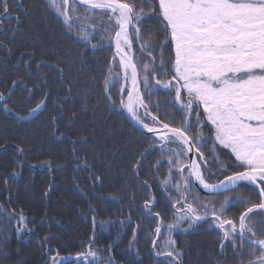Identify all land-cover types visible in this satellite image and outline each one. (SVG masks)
Wrapping results in <instances>:
<instances>
[{"label": "trees", "instance_id": "16d2710c", "mask_svg": "<svg viewBox=\"0 0 264 264\" xmlns=\"http://www.w3.org/2000/svg\"><path fill=\"white\" fill-rule=\"evenodd\" d=\"M20 3L22 10L15 7L12 10L13 17L19 15V21L5 18L0 28V91L7 93L13 81L23 80L35 95L29 98L24 85H18L9 106L26 116L45 95L47 106L38 118L28 120L6 119L0 114V205L7 211L22 213L31 229L17 232L20 225L16 220L0 216V264H51L50 257L57 253L56 264H96L110 254L114 264H174L172 258L163 254L162 244L166 238L164 225L174 222L175 209L169 196L174 199L175 190L167 194L159 184L167 165L153 173L152 166L159 160L157 152L142 161L144 170L140 179L147 181L150 190L132 172L131 165L149 141L130 122L119 103L121 94L117 89L124 87V82L112 45L115 30L112 40H104L103 48L94 50L87 41L78 38L77 31H68L49 0H20ZM152 3L155 6L157 0ZM137 7L149 11L147 4L138 3ZM159 19L156 13H151L147 23L141 24L142 40L158 46L152 53L157 63L159 45L165 39ZM144 29L155 38L150 39ZM140 43L133 40L132 47L138 71L141 62H147L140 52ZM162 50L166 60L174 55L167 45ZM21 57L30 62V67ZM109 67L122 78L115 88L109 85L112 100L117 101L115 106L104 98V78ZM34 85L42 87L43 92L36 91ZM124 92H128L127 87ZM141 92H144L142 83ZM144 99L153 114L160 115L170 126H180L181 117L167 103L171 96L161 90L150 99L145 93ZM153 102L159 104L160 111ZM211 127L205 124L206 136L211 135ZM84 140L86 144L82 143ZM74 141H80L76 144L82 158L79 167L72 151ZM17 147L24 149L23 159L17 154ZM203 151L211 171L216 173L209 179L216 182L222 173L217 171L207 150ZM85 159L98 180H93L83 167ZM220 159L231 164L234 157L223 149ZM234 170L231 168L229 172ZM193 191L202 199L208 196L200 194L196 187ZM239 191L253 202L258 199L254 188ZM152 196L156 202L153 215L148 216L143 205ZM243 207L233 206L226 215L234 218ZM155 212L160 213L159 218ZM254 217L258 223L264 220L258 214ZM158 224L162 231L153 249L154 228ZM260 224L264 227V222ZM172 238L182 253L180 264H240V257L230 247L221 251L218 230H210L206 224L188 232L176 229ZM90 245L98 253L97 260L89 257L77 261V254L87 252ZM155 252L161 255L157 257ZM247 252L245 243V261ZM65 257L67 261L63 260Z\"/></svg>", "mask_w": 264, "mask_h": 264}, {"label": "snow or ice", "instance_id": "6c2138e0", "mask_svg": "<svg viewBox=\"0 0 264 264\" xmlns=\"http://www.w3.org/2000/svg\"><path fill=\"white\" fill-rule=\"evenodd\" d=\"M138 3L147 4L149 11L137 7ZM51 4L63 18L68 31H77L78 38L87 41L94 50L103 48L104 40L112 37L102 34L106 29L95 30L94 23L86 26L85 22L94 16L81 17L77 5L82 6L87 14H94L96 9H100L101 15L96 18L107 16L109 20L114 19L119 28V31H114L118 66L123 68L124 81V87L117 89L121 94L119 103L149 141L145 151L139 153L131 165L132 172L139 183L150 190L147 181L140 179L144 170L142 161L147 155L157 152L159 160L152 166L153 173L167 165L159 184L165 192L175 190V198L169 196L175 209L174 222L164 225L168 236L162 244L163 254L172 258L174 264H180L182 253L175 246L173 231L181 229L188 232L206 224L210 230H218L222 252L225 247H230L240 257V264H264V233L257 234V222L253 219L257 214L264 218V0H157L155 6L152 0H72L71 13L69 0H61L59 5L57 0H51ZM14 7L18 11L23 9L20 0H0V28L5 18L19 21L18 14L13 17ZM151 13L160 18L159 26L165 36L159 45V63L152 55L158 46L143 41L141 37V24L147 23ZM144 31L150 39L155 38L148 29ZM93 40H98V43H92ZM133 40L141 41L139 49L147 60L146 63L141 62L140 71L134 62ZM164 45L174 50V55L167 60L162 50ZM23 62L30 67V62ZM129 79L130 90L125 93ZM119 83V74L109 67L104 78V98L113 106L117 101L112 100L109 85L115 88ZM141 83L144 92L140 90ZM18 85H24L29 98L35 95L23 80L13 81L7 93L0 91V114L12 120L38 118L47 106V96L37 102L26 116H21L9 106ZM34 87L36 91L43 92L39 85ZM161 90L172 97L167 103L181 117L178 127L170 126V123L160 119V115L153 114L144 99L145 93L150 99L154 92ZM185 90L186 99L182 95ZM124 94L127 103H124ZM153 104L160 111L159 104ZM201 108L203 121L198 111ZM161 114L171 116V113ZM205 124L212 126L210 136L204 134ZM77 143L80 141L73 142L72 151L79 167L82 158L77 152ZM203 149L216 163L217 171L222 173V178L216 182L209 179L216 173L211 171L210 161ZM223 149L229 150L234 157L231 164H225L220 159ZM16 152L23 159L24 149L17 147ZM83 167L89 170L93 180L99 179L91 172L86 159ZM231 168L235 170L229 172ZM196 184L208 194L206 198L202 199L193 191ZM245 188L255 189L256 202L239 191ZM229 192L234 195H227ZM217 197H222V200L217 201ZM155 202L154 196L144 202L146 215H153ZM236 205L244 206L243 210L236 217L229 218L226 213ZM5 215L18 222L17 232L31 231L22 213L7 211L0 205V216ZM155 217L159 218L160 213L155 212ZM161 224L154 228V249L157 247L156 240L160 239ZM245 243L248 246L246 261ZM154 255L159 257L161 253L155 252ZM58 256L57 253L50 257L53 264H56ZM89 257L94 261L98 257L91 245L87 252L77 254L76 260L82 262Z\"/></svg>", "mask_w": 264, "mask_h": 264}, {"label": "rangeland", "instance_id": "374dc122", "mask_svg": "<svg viewBox=\"0 0 264 264\" xmlns=\"http://www.w3.org/2000/svg\"><path fill=\"white\" fill-rule=\"evenodd\" d=\"M50 1V3H51V0H49ZM61 3V0H57V5H59ZM52 5V4H51ZM70 7H69V12L71 13V8H72V0H71V2H70V5H69ZM53 7V6H52ZM77 7V9H78V14L81 16V17H83L84 15H93L94 16V18L92 19V20H89V21H86L85 22V24H86V26L87 25H91V24H95V30H97V31H99V30H101V29H106V31L105 32H103L102 34L103 35H105L106 37H108V36H111L112 35V32H113V30H115L116 31V29H117V26L115 25V21H114V19L113 20H109L108 18H107V16H103V17H101V18H96V17H100V15H101V10H95V13L94 14H87V13H85L84 11H83V8L82 7H80L79 5H77L76 6ZM54 8V7H53ZM55 10H56V8H54ZM131 29V28H130ZM89 31H92V29L91 28H89ZM82 40V39H81ZM105 40H112V39H105ZM132 50H133V48H132ZM136 56V55H135ZM146 63V62H145ZM137 69H138V67H137ZM139 71H140V66H139ZM116 73H118L119 74V79H120V81H122V78H121V76H120V73L119 72H116ZM142 74V73H141ZM129 76H130V74H129ZM116 79V77L114 76L113 77V80H115ZM124 82V81H123ZM129 82H130V79H129V81H128V85H129ZM143 91H144V87H143ZM182 95H184V97H185V99H186V90H185V92L184 93H182ZM195 107V106H194ZM198 111H200L201 112V120L203 121L204 120V114H203V112H202V108L201 109H198ZM210 127H211V125H210ZM204 134H205V129H204ZM206 136V135H205ZM163 187V186H162ZM164 189V188H163ZM174 190V189H173ZM165 191V190H164ZM167 194H168V192H166ZM230 196V195H229ZM253 219H254V221H256V217H253ZM257 222V221H256ZM176 230V229H175ZM255 230L257 231V234L258 235H260V234H262V233H264V227L260 224V223H256V228H255ZM167 236H168V232L166 231V238H167ZM165 238V239H166ZM164 250V249H163Z\"/></svg>", "mask_w": 264, "mask_h": 264}, {"label": "water", "instance_id": "95a60500", "mask_svg": "<svg viewBox=\"0 0 264 264\" xmlns=\"http://www.w3.org/2000/svg\"><path fill=\"white\" fill-rule=\"evenodd\" d=\"M130 28H131V26L129 27V31H130ZM116 31H119V28H117V30ZM112 45H113V50H114V54H115V57L118 59V61H119V57L116 55V46H115V38L113 37V42H112ZM132 52H133V50H132ZM133 55H134V53H133ZM121 69H122V73H123V68H122V66H121ZM129 72H130V75H131V69H129ZM130 83L131 82H129V85H128V87H127V90L129 91L130 90ZM140 90H141V85H140ZM124 103H127V96H125V99H124ZM123 111L125 112V114H126V116H127V118L130 120V122L137 128V129H139V125H136V122H135V120H133L132 119V117L130 116V114L127 112V110L126 109H124L123 108ZM173 127V126H172ZM196 188H197V190L199 191V193L200 194H202V195H208L198 184H196ZM154 249V248H153ZM51 264H52V262H51ZM106 264H108V263H106Z\"/></svg>", "mask_w": 264, "mask_h": 264}, {"label": "flooded vegetation", "instance_id": "af4514ba", "mask_svg": "<svg viewBox=\"0 0 264 264\" xmlns=\"http://www.w3.org/2000/svg\"><path fill=\"white\" fill-rule=\"evenodd\" d=\"M257 222H259V221H257ZM111 258H112V256L110 254L108 257H103V259H99L98 260V263H96V264H106V263L109 264V260H111ZM111 264H114V261L113 260H111Z\"/></svg>", "mask_w": 264, "mask_h": 264}, {"label": "bare ground", "instance_id": "6f19581e", "mask_svg": "<svg viewBox=\"0 0 264 264\" xmlns=\"http://www.w3.org/2000/svg\"><path fill=\"white\" fill-rule=\"evenodd\" d=\"M45 243V242H44ZM46 244V243H45ZM46 247H48L47 245H46ZM48 251V250H47Z\"/></svg>", "mask_w": 264, "mask_h": 264}]
</instances>
